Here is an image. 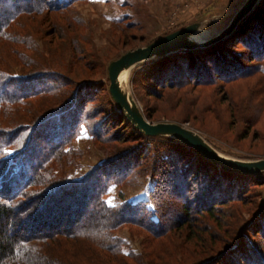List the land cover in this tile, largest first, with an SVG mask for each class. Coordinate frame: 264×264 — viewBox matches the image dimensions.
<instances>
[{
    "label": "trees",
    "instance_id": "16d2710c",
    "mask_svg": "<svg viewBox=\"0 0 264 264\" xmlns=\"http://www.w3.org/2000/svg\"><path fill=\"white\" fill-rule=\"evenodd\" d=\"M76 1L0 0V264H264V172H232L177 139L147 136L103 101L105 58L72 18ZM130 28L118 29L123 45ZM133 84L142 102L160 100L144 102L148 119L184 104L167 117L210 132L199 120L209 114L236 141L253 135L264 154V0L218 41L147 62ZM91 119L105 157L74 177L72 141ZM142 171L157 179L146 200H106L111 184ZM229 205L239 213L230 226ZM246 206L244 219L237 207ZM126 226L140 251L125 250L117 232Z\"/></svg>",
    "mask_w": 264,
    "mask_h": 264
},
{
    "label": "rangeland",
    "instance_id": "374dc122",
    "mask_svg": "<svg viewBox=\"0 0 264 264\" xmlns=\"http://www.w3.org/2000/svg\"><path fill=\"white\" fill-rule=\"evenodd\" d=\"M244 1L245 0H77L74 5L70 7V10H72V18H81L85 23L87 33L94 41L95 46L99 49L101 56L105 58L104 61L106 66L104 68V73L96 78H100L103 84L101 99L108 102V96L113 100L109 91L107 67L111 60L108 61V59L112 57L113 59L117 58L130 49L147 45L152 40L195 21H203L204 23L202 30L200 31L202 36L208 37L215 35L229 23L235 11ZM262 1L263 0H261L260 3ZM253 12L254 10L250 13ZM128 24L133 26L132 29H129L132 36L130 35V43L128 45H123L119 41L118 29L120 27H125ZM62 45L64 46V42L60 40V52L62 51ZM240 48L242 49V46L238 47V49ZM62 55L63 52L60 54V61H62V63L67 61L68 63L69 60V64L72 65V59L69 57V59L66 60L65 54L63 58ZM146 63L147 62L142 63L133 68L130 74L131 88L136 100L140 103L142 110L144 108V102L145 105L149 104V106L154 105L155 102H160V100L156 98L149 99L145 94V101L142 102L138 95L140 94L143 96V90L140 87L137 89L134 87V74L138 68L143 67ZM60 71L68 74L65 70L60 69ZM11 72L14 75L25 74L19 66H13ZM68 75L72 79L73 77L81 78L77 73L69 72ZM218 98L222 99L223 97L218 95ZM183 105L184 104H181L174 111H170L169 115L163 116L155 114L153 119L149 120L153 122L177 121L184 123L200 131L216 148L233 157H264V154H254V151L257 149L254 148L251 143L253 135H249L250 137L243 141H236L235 137L232 135L234 133H231L230 130L227 131V128L222 127L221 123H218L214 117L209 118V114L206 116L207 119H205L204 116H200L199 120L204 121L205 128L212 134L193 126L190 122H181L167 117L181 115L182 112L180 109H182ZM225 106L226 103H222L220 107L223 108ZM94 124L95 121L93 119L85 121L81 124V128L73 138L72 145L81 151V155L78 157L76 163L72 165L71 168L67 169L74 177L85 175L93 165L98 164L105 157L103 150L99 148V143H96L92 136L91 129L94 127ZM151 143L154 144L153 147L160 148L164 144L162 140L151 141ZM150 173V171H142L136 174V176L128 182L123 184H111L105 194L106 200L110 204L130 200H146L150 190L154 188V185L157 182V179ZM260 189L263 190V187L254 188V190ZM230 206L232 205H229L225 209L229 211ZM250 208L251 206L237 207L238 211L245 214L244 219H246L245 217H249ZM225 209L223 210L225 211ZM235 210L232 212L233 214L230 213V211H225L226 214L222 217L223 224L224 220L226 223H229V226L235 221V217L239 214ZM255 210L256 207L252 208L251 212ZM229 213L230 215H228ZM240 220H242V218H240ZM211 224H214L213 221ZM224 229L222 228L221 231H224ZM226 230H229L230 232V228ZM220 233L221 232H218V234ZM117 234L128 242L129 245L125 247V250L128 251L129 248H132L135 251H140V238L131 236L130 228L126 226L119 230ZM220 244L225 245V243Z\"/></svg>",
    "mask_w": 264,
    "mask_h": 264
},
{
    "label": "water",
    "instance_id": "95a60500",
    "mask_svg": "<svg viewBox=\"0 0 264 264\" xmlns=\"http://www.w3.org/2000/svg\"><path fill=\"white\" fill-rule=\"evenodd\" d=\"M261 0H245L235 11L229 23L212 36H202L203 21H195L162 35L144 46H139L112 59L107 67L109 91L127 120L147 136H165L177 139L199 151L220 167L243 174L264 172V157L239 158L216 148L197 129L177 121L153 122L144 114L130 84V74L136 66L160 58L179 49H190L214 43L228 35L237 24L254 10Z\"/></svg>",
    "mask_w": 264,
    "mask_h": 264
}]
</instances>
